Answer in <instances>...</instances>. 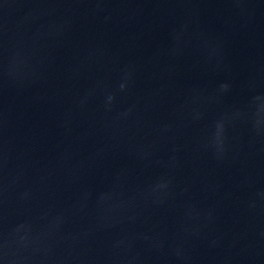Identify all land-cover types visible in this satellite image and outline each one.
I'll list each match as a JSON object with an SVG mask.
<instances>
[{
    "label": "water",
    "instance_id": "95a60500",
    "mask_svg": "<svg viewBox=\"0 0 264 264\" xmlns=\"http://www.w3.org/2000/svg\"><path fill=\"white\" fill-rule=\"evenodd\" d=\"M0 264H264V0H0Z\"/></svg>",
    "mask_w": 264,
    "mask_h": 264
}]
</instances>
